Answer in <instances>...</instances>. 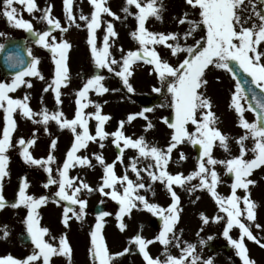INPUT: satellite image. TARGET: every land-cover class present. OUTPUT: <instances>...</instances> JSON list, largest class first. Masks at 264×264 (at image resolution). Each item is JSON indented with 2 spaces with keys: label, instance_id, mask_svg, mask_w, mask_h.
Returning <instances> with one entry per match:
<instances>
[{
  "label": "snow or ice",
  "instance_id": "6c2138e0",
  "mask_svg": "<svg viewBox=\"0 0 264 264\" xmlns=\"http://www.w3.org/2000/svg\"><path fill=\"white\" fill-rule=\"evenodd\" d=\"M89 2L93 11L89 16L81 14L79 20L85 22L88 32L87 43L90 46L96 68L114 72L122 80L127 91L133 92L134 89L129 82V77L133 75V66L137 62H144L153 66L161 86H166L167 92L171 94L172 98L171 107L174 109V118L171 122L168 118H164L163 121L171 129L170 142L166 148H161L149 144L144 136L133 139L125 135V123H130L137 117H141L147 122L146 131L154 127L146 115L152 111L151 108H144L138 113L129 114L126 121L118 122L115 131H106L105 124L111 119L110 115L102 114V105L88 99L90 92L103 95L110 91L103 83L105 77L98 73L88 78L77 91L76 110L73 118L68 119L61 110L49 112L47 108H44L39 113L35 112L30 107V97L27 94L22 98H15L12 95L21 86L32 87L31 80L26 78L34 77L44 80V76L38 68L39 58L32 56L29 49L28 55L32 57L30 62L26 66L20 67L10 82L0 81V110L3 111L4 120L2 133H0V210L8 206V201L3 195V180L9 175L7 167L10 158L7 153L13 147L12 136L17 128L14 113L19 112L20 115L34 123H42L46 126L49 121H55L61 129H68L73 133L74 140L66 153L62 167H58L56 170L58 178H54L52 175L51 165L56 158L51 152L46 158L37 159L29 151V147L36 142L34 136L27 140L21 137L17 141L21 148L20 155L23 160L28 164L43 167L48 173L47 183L44 184V187L58 186V190L54 193L55 202L57 204L67 202L63 205L62 214V223L65 227L69 226L71 219L75 218L82 221L87 214L88 201L81 198V193L83 191H99L102 195L117 202L119 208L115 216L121 231L127 228L124 218L130 216L133 209L141 206L149 213L161 218L162 227L153 239H147L137 234L130 241L137 246L145 264H198L200 257L195 251V245L191 243L185 242L186 246L181 249L179 256L167 254L164 260L159 259V257L154 258L148 250V246L155 242L163 245L166 253L168 246L173 241L177 247L180 246V238L176 235V225L179 222L181 211L179 207L180 197L174 190V185L184 186L198 178L199 183L191 185L188 191L195 192L197 189H206L219 206V211L225 214L224 216L216 215L209 218L201 213L203 223L208 224L210 219L215 222L226 220L223 235L236 250V255L242 264H256L255 260L249 257L245 238L255 242L260 247H264V243H262L261 238L253 234L251 226L245 222V218L248 222L256 221L258 205L251 199L250 193V186L254 185L256 181L249 177L253 170L264 166V6L258 8V5H264V0H248L247 4L246 0H186V4L198 12L200 20H188V14H183L179 23L187 22L190 25L189 30L184 33V39L192 36L193 32L201 25L206 28V35L195 41L192 46L181 45L179 33L153 32L146 27L149 18L162 19L165 11L163 0H126V6L122 11L135 16L137 28L131 35L139 46L135 50H128L119 61L112 56L110 51L112 47L110 38L118 36L114 24L110 20L105 22L106 26L100 47L97 46L96 33L97 29L101 28L104 14L117 20L120 19V16L111 10L107 0H89ZM73 3L74 0H63L68 27L76 23ZM17 4L23 6V9L30 14L37 11L41 12L40 19L47 23V30L36 31L33 23L23 18L22 12L16 7ZM130 6H134L137 11L135 13L130 12ZM249 6L252 9L251 14L245 15ZM0 15L6 18L9 26L27 31L35 37L37 45L50 51L55 70L51 82L43 91L51 90L54 93L56 104H61V88L66 86L70 79L67 61L72 45L67 39H58L54 32L59 30L61 33H66L68 27L62 26L60 19L52 15L51 5L41 9L36 0H2ZM246 24L250 26H245ZM76 26L80 27L79 24ZM157 46L166 47L172 56L184 53L187 55L182 62H178V66H173L161 57L157 51ZM3 48L4 45L0 44V49ZM121 52H123L122 48ZM8 59L13 67L24 65L23 59L11 53H9ZM233 64L251 78L250 81L247 79L235 80V88L231 94L230 102V107L238 115L239 126L245 131L236 140L239 145V155L227 160H217L212 155L215 143L219 142V146L227 151L229 137L216 126L217 117L212 111L211 99L205 95L202 89L207 85L205 77L209 66L226 70L235 78L238 76V72L231 66ZM114 65H119L118 71L113 67ZM245 85L249 86L246 88ZM111 91H115V89ZM153 91L159 93L161 87H156ZM249 93L251 94L250 99ZM245 102L247 107H245ZM90 104L94 106L95 111L85 112ZM247 111L254 113L255 118L251 122L245 116ZM37 116L41 119H35ZM90 119L96 121L95 134L90 132ZM189 125L194 126V130L189 131ZM45 131H47V127H45ZM108 137H112V143L117 147L119 155L113 162L106 163L102 154H94L96 161L103 168V175L101 177L102 183L98 188L93 189L83 179L71 176L69 170L77 165L91 167L92 164L88 156L78 155V153L81 149H86L89 142L97 141L98 138L101 141L100 147L103 148L102 141ZM250 138L253 141V146L248 148L245 141ZM186 141L192 145L200 146L197 168L186 176L182 173L172 174L167 170V166L173 149ZM56 144L57 140L53 139L50 147L55 149ZM128 148L137 150L139 157L150 158L154 161V164H148L145 168L140 169L137 167V159L131 158L129 167L136 174L137 179L135 181L129 178L127 172L124 175H117L115 171L116 162L123 163L124 150ZM248 152L253 154L250 159L245 158ZM180 159H185L183 153H180ZM217 164L225 165L227 173H231L234 177L231 193L227 196L220 195L216 190L220 182L219 175L215 170ZM142 171L147 173L152 182L158 181L166 185L172 200V203L166 208L149 202L144 195L139 194V190L146 188L141 177ZM28 188L27 178H22L17 198L11 207L24 206L27 209L24 223L34 248L31 254L23 259L15 258L10 254L0 257V264H51V258L54 256H62L70 264L72 248L67 239V234L60 236L58 244H54L46 239V236L50 235V229L41 226L40 223L41 218L38 209L49 202V197L46 195L36 197L28 194ZM147 188L151 189V184H148ZM238 189H242L245 194L243 196L238 195ZM110 215L112 214L107 211L99 212L94 228L90 233V253L93 264H115L117 257L130 251L127 247L122 252L111 253L109 251L102 234V228L105 224V217ZM234 227L239 229V238L237 239L230 235V230ZM255 227L261 229L259 223H255ZM2 234L4 238L9 235L6 226H4ZM51 239L55 240L56 238L51 237ZM200 243L203 244L204 241L201 240ZM202 264H213V261L212 259L204 260Z\"/></svg>",
  "mask_w": 264,
  "mask_h": 264
},
{
  "label": "rangeland",
  "instance_id": "374dc122",
  "mask_svg": "<svg viewBox=\"0 0 264 264\" xmlns=\"http://www.w3.org/2000/svg\"><path fill=\"white\" fill-rule=\"evenodd\" d=\"M181 6L184 7V11L175 9V4L179 0H163L165 11L161 20L155 18H149L146 22V27L153 32L167 33H179L180 43L184 46H192L195 41L200 40L201 37L197 31L199 28L204 30V36L206 35V28L201 25L198 27L192 36L184 39V33L190 28V25L185 22L179 23V20L183 17L184 13H187L188 20L199 21L200 17L198 12L192 9L186 4V0H180ZM108 6L120 19L117 20L114 17H109L106 14L102 16L101 28L97 29V46H102V37L104 35V28L106 21H111L114 24L115 30L118 33L116 38H110L112 45L110 51L112 56L118 61L121 56L128 50H135L139 45L138 42L132 37L131 33L137 28V21L134 15L124 13L122 9L126 6V0H107ZM248 0H246L247 4ZM38 6L43 9L48 5L52 6V15L60 19L62 26L68 27V21L63 9V0H36ZM180 3V2H179ZM264 5H258V8ZM18 10L22 12V16L26 20H30L36 31L47 30L48 25L45 21L40 19L41 12L28 13L23 9V6L16 5ZM0 9H2V0H0ZM251 14V7L248 8ZM93 11V8L89 0H74L73 14L76 16V23L68 27L66 33H61L56 30L54 34L58 39H67L72 47L68 53V67H69V82L66 86L61 88V104H56L54 93L49 90L47 92L43 89L51 82L54 75L55 65L51 58L49 50L35 43V37L23 29H17L9 26L6 22V18L0 15V44L8 36H21L28 39L29 49L32 52V56L39 58V71L44 76V80L37 78H26L32 82V87L21 86L17 91L12 94L15 98H22L27 94L30 107L37 113L42 109L47 108L49 112H55L61 110L64 112L68 119L74 117L76 110V93L83 86L88 78L94 74H100L105 77L103 83L110 89L109 92L103 95H98L95 92H90L88 99L102 105V114L110 115L111 119L106 122L105 130L108 132L115 131L118 127V122L127 119V116L131 113H138L143 110L140 104L141 98L146 95L158 94L161 97L160 103L155 106L151 112L146 113L154 127L150 130H145L146 121L137 117L130 123L126 122L124 125L125 135L132 137L133 139L144 136L149 144L156 145L161 148H166L170 142L171 129L163 122L169 114L174 112L171 107V94L167 92L166 86L162 87L158 74L153 70V66L144 62H137L133 66V75L129 77L134 91L128 92L126 86L122 80L115 75L114 72H109L107 69H98L95 66L94 59L91 55L90 46L87 43L88 32L84 21L79 20V16L84 14L89 16ZM137 10L134 6H130V12L135 13ZM79 24L80 27H77ZM245 26H250L246 24ZM172 42V41H169ZM203 42V41H201ZM121 48L123 52H121ZM157 51L161 57L167 60L173 66H178V62H181L187 53L178 54L172 56L170 50L164 46H157ZM180 59V61H179ZM117 71L119 65L113 66ZM213 66H209L206 70V80L208 88L212 84H215L219 89H216L212 97H209L212 102V111L217 117L216 126L222 133L229 137L228 150L219 146V142H216L212 155L217 160H227L234 156L239 155V145L236 140L239 136L244 134V129L238 124V115L233 108L230 107L231 94L235 88V79L231 73L223 69L212 71ZM10 79H3L0 74V81L10 82ZM161 87V92L157 93L153 91L154 88ZM115 89V91H111ZM202 89V90H203ZM218 91V92H217ZM227 93V97L224 96V92ZM245 107L247 104L245 102ZM93 105H89L85 109V112H94ZM246 118L251 122L254 120V113L247 111L245 113ZM14 118L17 122V128L12 136L13 147L8 150L9 163L7 171L9 175L3 180V195L8 201V206L3 210H0V257L6 255H12L15 258L23 259L27 255L31 254L34 246H22L17 241V234L20 228H26L24 220L27 215V209L24 206L16 208L11 207L12 199L16 200L19 186L22 178H27L29 188L28 194L39 197L46 195L49 197V202L42 205L39 209L41 226L48 227L50 229V235L46 236L50 242L58 244L60 236L64 233V228L58 221H54L52 216L63 214V205L67 202H61L57 204L55 202L54 193L58 190L57 185H49L48 188L44 187L47 183L48 173L43 167L39 165H31L26 163L20 155L21 148L17 141L23 137L25 140L35 137V144L29 147V151L33 157L46 158L51 152L55 156V161L51 167L53 169L52 175L54 178H58L57 168L62 167L63 161L66 158V153L70 149L73 143V133L68 129H61L55 121H49L45 126L42 123H34L19 112L14 113ZM35 119H41L37 116ZM4 125L3 111L0 110V133ZM96 121L94 119L89 120V129L92 134H95ZM47 127V131H45ZM79 130V129H78ZM194 130V126L189 125V131ZM57 140L55 149L50 147L51 141ZM101 141L99 138L97 141L89 142L86 149H81L78 155L88 156L92 166H80L69 170L71 176L79 177L83 179L89 185L96 189L99 187L101 177L103 175L102 166L96 161L94 154H102L106 163H111L116 160L119 151L117 147L112 143V137L106 138L102 141L104 147H100ZM245 145L248 148L253 146L251 138L245 141ZM180 153H183L185 159H180ZM252 153H246L245 158H252ZM200 156V146L192 145L190 142H184L178 145L176 149H173L171 159L167 166V170L172 173H182L185 176L196 170L198 160ZM135 157L138 161L137 167L140 169L145 168L148 164H154V161L150 158L139 157L137 150L125 149L123 163L117 161L115 164V171L117 175H124L127 172L128 176L132 180H136V174L131 171L129 167L131 158ZM211 167V166H209ZM220 182L217 185V192L222 196H227L231 193V184L233 181L227 179L226 166L223 164L215 165ZM15 173L12 177V173ZM141 177L146 184L145 189L139 190V194L144 195L146 199L151 203H156L161 207H167L172 203L171 196L164 183L152 182L147 173L142 171ZM256 181L254 185L250 186L251 199L258 205L256 209V221L248 222L245 218V222L250 224L253 234L262 239L264 243V166L259 169L253 170V173L249 177ZM12 182H15L18 187L13 188ZM199 180L193 179L191 182L186 183L184 186L174 185V190L180 197L179 207L181 209L179 213V222L176 225V235L180 238V246L177 247L175 241L168 246L167 253L165 248L159 242H155L148 246L150 254L155 258L166 259L167 254L179 256L181 249L186 246V243L195 245V251L200 257L198 264H202L204 260L212 259L213 264H242L240 258L236 255V250L228 243V240L223 235V228L226 226V220L215 222L210 219L208 224H204L201 219V213L212 218L216 215L224 216L225 214L219 211V206L215 200L211 197L210 193L206 189H197L195 192H189L188 189L193 184H198ZM151 184V189L147 188V185ZM119 187V186H118ZM15 191V192H14ZM107 191V189H106ZM13 193V194H12ZM237 194L243 196L245 193L242 189L237 190ZM81 198L87 199L88 204L86 207V216L82 221H78L75 218L71 219L73 224L82 231L85 236L88 251L86 255L89 261L86 264H93V259L90 253L91 243L88 232L91 228H94L96 222V216L91 213V208L99 202H105L109 205L108 211L112 215L105 217V224L102 228V234L105 238L107 247L111 253L122 252L124 248H129V253H125L123 256L117 257L115 264H145L142 255L139 254L138 248L134 243H130L132 237L137 234L142 235L147 239H153L158 235L161 227L162 220L158 216H154L149 213L142 206L133 209L130 216L124 218V222L127 228L121 231L118 227V221L115 213L118 211L117 202L111 200L110 197L102 195L99 191H83ZM78 207V206H77ZM243 208V204L241 203ZM71 215V214H70ZM156 219L155 225L151 220ZM255 223L261 225V229L255 227ZM4 226L9 233L7 238L3 237ZM142 226V228H141ZM27 229V228H26ZM67 239L72 248V255L70 264H85L78 255L74 253V247L76 241L74 239L73 230L66 231ZM230 235L237 239L239 238V229L234 227L230 230ZM51 237H55L52 240ZM204 243L201 244L200 241ZM186 242V243H185ZM245 244L249 250V257L255 260L256 264H264V247H260L253 241L245 238ZM51 264H69L68 260L62 256H54L51 258Z\"/></svg>",
  "mask_w": 264,
  "mask_h": 264
},
{
  "label": "water",
  "instance_id": "95a60500",
  "mask_svg": "<svg viewBox=\"0 0 264 264\" xmlns=\"http://www.w3.org/2000/svg\"><path fill=\"white\" fill-rule=\"evenodd\" d=\"M9 53L23 59L24 65H17L15 67L11 66V62L8 59ZM28 62H30V56L28 55V50L26 48V41L24 39H18V38L8 39L4 45L2 52L0 53V68L2 72L5 75H14V73L18 71L20 67L26 66ZM231 66H233L235 70L238 72V76L236 77L237 79H241V80L247 79L250 81L251 78L247 77V74L243 73L242 69H239L238 66H236L235 64ZM248 86L249 85H245L246 88ZM257 92H259V89H257ZM250 97L251 94L249 93V99ZM158 102H159V97L157 96H148L143 99V104L145 105L146 108H152ZM172 119L173 118H170V121ZM229 177H232V174H229ZM101 211H106V206L104 204H99L94 208V212L96 214H98ZM19 239L23 243H27V244L31 243L28 233L19 234Z\"/></svg>",
  "mask_w": 264,
  "mask_h": 264
},
{
  "label": "bare ground",
  "instance_id": "6f19581e",
  "mask_svg": "<svg viewBox=\"0 0 264 264\" xmlns=\"http://www.w3.org/2000/svg\"><path fill=\"white\" fill-rule=\"evenodd\" d=\"M179 2H177V4H175V9L181 10V12H183L184 11V7L181 6V1L180 0H179ZM246 13H249V10ZM197 33H198V35L200 37L204 36V30L201 29V28L198 29ZM179 61H180V59H179ZM217 70H218V68H215L214 66L212 67V71L215 72ZM216 89H219V88L217 86H215V84H212L208 88L206 87L205 89H203V91H204V93H205V95L207 97H212L214 92L216 91ZM224 93H225L224 96L227 97V93L226 92H224ZM13 175H15L14 172L12 173V177H13ZM12 186H13V188H17L18 187V185L15 182H12ZM14 201L15 200L12 199V202H14ZM52 219L54 221H58L61 224V226L64 228V233H62V235L67 233L66 231L73 230L74 239L76 241V244H75V247H74V253L76 255H78V257H80V259L86 264L89 261V258L86 255V251H88V248L86 247L87 243H86V239H85V236L82 233V231L80 229L78 230V228L73 224L72 221L71 222L69 221V226L65 227L64 224L62 223V216L61 215L60 216L54 215V216H52ZM151 222H152L153 225H155L157 220L156 219H152ZM92 230H93V228H91L90 231L88 232L89 236H90V233H91Z\"/></svg>",
  "mask_w": 264,
  "mask_h": 264
}]
</instances>
